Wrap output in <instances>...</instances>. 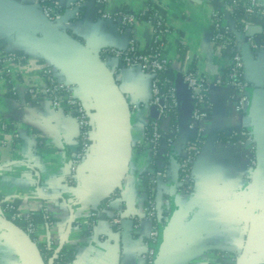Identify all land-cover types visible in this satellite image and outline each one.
I'll return each mask as SVG.
<instances>
[{
	"label": "crops",
	"instance_id": "0c3cea01",
	"mask_svg": "<svg viewBox=\"0 0 264 264\" xmlns=\"http://www.w3.org/2000/svg\"><path fill=\"white\" fill-rule=\"evenodd\" d=\"M54 1L60 8L57 24L98 57L127 100L133 147L130 163L120 187L108 195L111 124L97 99L99 84L94 75L81 62L54 50L34 29L0 28V52L20 51L26 57L22 67L5 71L6 76L0 73V264H32L28 236L5 216L1 205L15 200L21 213L47 208L53 222L42 226L38 237L55 245V251L71 249V264H145L151 223L144 217L146 193L139 174L150 167L148 150H139L138 145L151 120V81L138 67L121 66L117 58H103L101 52L123 50L130 40L140 50L147 49L151 25L139 19L126 29L101 20L92 0L80 9L71 7L77 0ZM146 2L109 0L104 9L108 13L119 9L139 12ZM158 3L171 29L164 50L177 97L179 133L171 147V166L176 167L179 152L191 136L188 123L193 102L183 72L191 69L209 87L208 116L202 123V146L191 168V190L180 192L171 177L156 183V206L159 212L169 211L161 230L170 226L175 233L164 264H206L214 259L213 249L232 253L238 260L246 247L245 264H264V50L242 47L248 101L239 116L234 90L216 85L228 59L212 40V4L205 0ZM223 23L232 21L226 18ZM179 43L186 49L183 54ZM42 66H50L60 81L82 83L75 95L89 112L91 145L72 181L69 162L79 145L74 118L52 109L46 99L35 103L28 99L29 87L43 81ZM242 127L259 146L258 162L252 169L247 165L246 147L224 140ZM118 213L117 225L112 220Z\"/></svg>",
	"mask_w": 264,
	"mask_h": 264
},
{
	"label": "built area",
	"instance_id": "2783aa9c",
	"mask_svg": "<svg viewBox=\"0 0 264 264\" xmlns=\"http://www.w3.org/2000/svg\"><path fill=\"white\" fill-rule=\"evenodd\" d=\"M89 0H77L71 7L80 9ZM95 4L97 16L101 20L112 21L117 23L122 28H130L137 20L143 17V10L139 12H131L123 9L116 10L113 13L105 11V6L109 0H92ZM211 3L213 9L211 11V26L212 40L218 42L220 47H227V77L225 81L217 80L216 85H228L234 90L233 103L235 111L241 115L247 105L246 88L247 82L244 78V63L242 58V47L244 45L252 51L264 50V39L259 40L258 36L264 31V28L242 19L234 15V5L226 3L224 0H219L216 5L213 0H205ZM34 4L40 6L43 14L50 20L55 21L59 11V4L54 0H35ZM246 13L264 15V3L262 0H247L244 4ZM229 18L232 23L225 25L223 22ZM147 22L151 25L152 40L148 46V50L144 53H139L137 45L133 40H130L127 48L120 50L114 48H106L102 50V55L105 58L111 56L120 59L125 67H138L143 73L150 77L151 100L149 108L154 107L158 113L157 119H151L146 125L150 124L152 134L150 143L153 145L160 144V149L154 153L160 152L163 156H170L171 147L174 144L175 138L179 133V125L169 129L166 127L169 112L177 108L176 89L173 83L166 90H162L161 85L165 83L159 77L169 62L165 57V45L162 42L165 35L171 33L170 26L161 14H154L152 18H148ZM242 25L240 31L236 30V24ZM251 27H260L261 33L252 34L249 32ZM159 43L155 48L153 45ZM24 58H18L15 54L6 53L0 56V73L10 71L12 68L22 67L25 62ZM42 83L29 87L28 93L35 101L46 99L49 101L52 109L64 111L66 116L73 117L76 127L79 132L78 149L72 155L70 166L71 181L74 180V174L78 166L87 156L91 145V127L89 112L83 100L76 97L75 92L79 87L78 82L68 84L58 80L50 66H42L40 68ZM183 82L190 90L193 102L188 129L191 131V136L185 141L180 152L179 159L176 164V169L179 172L180 179L177 182V188L180 192H189L192 188L191 168L194 159L199 154L201 143L203 141V121L208 116L209 101H208V83L207 81L189 70H185L182 75ZM75 113V116L72 114ZM161 120V121H159ZM2 129H6V125H1ZM232 136L241 137L235 143L246 147L247 165L252 169L255 168L259 157V146L253 140L250 132L242 127L232 133ZM148 141L143 140L142 145L147 147ZM163 148V149H161ZM165 148L169 150H165ZM171 177L169 166L161 165L155 172L153 183L158 180H167ZM11 208L10 202H6L3 207ZM46 215H50L47 208H43ZM144 217L151 223V228L148 234V239L151 244H154L162 229L161 224L154 221V214L159 213V209L155 202H150L143 208ZM31 213H21L16 211L11 215V220L14 219H29ZM114 224L120 223V213L116 214L112 220ZM42 226H34L29 223L27 234H39ZM154 255L153 248H147L143 255L145 264H152ZM214 258V255H212ZM65 264H71L65 263Z\"/></svg>",
	"mask_w": 264,
	"mask_h": 264
},
{
	"label": "water",
	"instance_id": "95a60500",
	"mask_svg": "<svg viewBox=\"0 0 264 264\" xmlns=\"http://www.w3.org/2000/svg\"><path fill=\"white\" fill-rule=\"evenodd\" d=\"M16 26L34 29L54 50L71 57L73 61L81 62L85 66L84 68L94 75L93 79L99 84L97 99L104 111L108 113L111 124L109 134L111 175L106 189L108 195H111L126 178L133 148L130 134L131 113L124 94L120 91L113 75L104 70L98 57L93 55L71 33L61 28L56 21L48 19L39 5L16 0H0V28ZM249 32L259 34L261 28L251 27ZM76 82H78L79 87L82 86L80 81ZM149 116L151 119L158 118V113L154 107L149 108ZM70 166L71 159L69 173ZM175 170V165H172V171ZM174 234L170 226L160 231L156 242L153 244L152 264H164ZM26 244L30 249L32 264H45L36 245L29 238L26 239ZM246 256L247 247L240 259L237 260V264H245ZM48 264H51V261Z\"/></svg>",
	"mask_w": 264,
	"mask_h": 264
},
{
	"label": "trees",
	"instance_id": "16d2710c",
	"mask_svg": "<svg viewBox=\"0 0 264 264\" xmlns=\"http://www.w3.org/2000/svg\"><path fill=\"white\" fill-rule=\"evenodd\" d=\"M219 0H213V4L216 5ZM228 4L234 5V15L241 17L242 19L249 20L252 23L259 24L264 28V15L259 14H248L245 11L244 4L247 0H224ZM143 17L141 20L147 21L148 18H152L154 14H161L164 17L163 8L158 3V0H147L145 7L143 9ZM165 19V17H164ZM166 20V19H165ZM242 25L238 22L236 24V30L240 31ZM167 36L165 35L163 37V43L166 44ZM259 40L264 39V31L258 36ZM159 43H155L153 46L156 48ZM215 48L220 51L222 54H228V48L227 47H220L218 42H214ZM137 49L139 53H144L148 49L140 50L137 46ZM178 49L181 54L185 53L186 49L183 46V44H178ZM5 52H0L1 55H5ZM12 54H15L18 58L22 57L24 58L23 62L26 61L25 55L21 53L20 51L13 52ZM101 56L104 58V55ZM121 66H124L123 62L118 59ZM125 67V66H124ZM189 72H192L191 69H189ZM228 69L225 68L223 70V74L219 77V80L225 81L227 77ZM3 76H6V72H2ZM159 77L162 81H165L163 85H161L162 90H166L170 87V85L173 83V75H172V68L170 67V64L167 65L166 69L159 74ZM28 99L30 102L35 103L36 101L33 100L28 94ZM168 121L166 122V127L171 129L174 126L178 125V114L177 109H172L169 113ZM75 116V113L72 114ZM161 121V120H159ZM152 122V121H150ZM234 133V132H233ZM152 134V128L151 125L148 124L145 127V134H144V140L150 141ZM241 137H234L232 136V133L226 137H224V140L226 141H232L236 142L240 140ZM175 142V141H174ZM202 146V143H201ZM139 150L147 149L149 152V167L150 169L148 171L141 172L139 174V179L141 182V186L143 188V191L146 193V200L145 205H149L150 202H155L156 194H157V188L156 183H153L155 172L158 170V168L162 165L169 166V169L171 171V179L175 184L180 179V175L178 170L172 171L170 156H163L158 153H154L157 149H160V144L153 145L149 142L147 147H144L142 144L138 145ZM162 149V148H161ZM165 150H169L165 148ZM118 195V192H116ZM6 203L1 202V205L4 207ZM11 208H7L4 211V214L7 218L11 219V215L18 211V201H12L10 202ZM169 211H161L159 213L154 214V221L157 224L163 225L165 222V218L168 216ZM12 222L15 224L17 229L21 231L22 233H25L28 238L36 245L38 251L40 252V255L44 261L45 264H48L51 261V264H65L70 263L74 259V252L71 249H67L65 247H60L59 250L55 251L56 247L53 244H48L45 242L40 241L37 234H27V227L29 223H32L34 226H49L53 222V218L50 215H46L44 213L43 208L40 210L33 212L30 214L29 219H14ZM146 245L147 248H153V244L149 241V239H146ZM213 255L214 259L206 264H237L236 256L229 252H224L221 250L213 249Z\"/></svg>",
	"mask_w": 264,
	"mask_h": 264
}]
</instances>
